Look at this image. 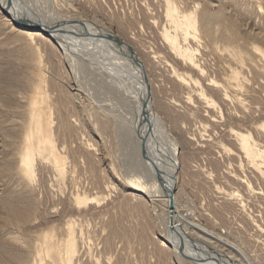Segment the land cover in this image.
<instances>
[{"label": "rangeland", "instance_id": "1", "mask_svg": "<svg viewBox=\"0 0 264 264\" xmlns=\"http://www.w3.org/2000/svg\"><path fill=\"white\" fill-rule=\"evenodd\" d=\"M21 1L10 5L130 47L177 144L174 205L187 240L264 264V0ZM167 8L195 24L178 43L196 50L201 72L171 51ZM10 21L1 11L0 264H56L69 238L72 264H201L204 255L171 239L165 199L129 185L160 160L137 129L127 75L99 53L62 52ZM33 109L44 113L38 136L52 148L41 157L27 142ZM247 139L252 156L241 147Z\"/></svg>", "mask_w": 264, "mask_h": 264}, {"label": "bare ground", "instance_id": "2", "mask_svg": "<svg viewBox=\"0 0 264 264\" xmlns=\"http://www.w3.org/2000/svg\"><path fill=\"white\" fill-rule=\"evenodd\" d=\"M19 3L20 2H18V4L11 3V5H10V2L8 0H0V12L2 11L3 14H5L9 18V21H10V19H12L14 21V23H16V25H18V26L23 25V24H21L20 21H18V19H20V18H26L28 20H31V22H34V24H41V25H45L46 27H50V28H52L54 26L52 23H45L46 21L44 22L42 19H39V17L36 14H35L36 16L33 15V13H32L33 10L31 11L28 8L26 3H22L21 6L19 5ZM12 4H14V5H12ZM166 16L169 18V21L172 23V27H173L174 33H175L173 35H169L167 33L164 34V37L167 40L171 51L174 52V54L176 56H178L185 65H188L191 68L197 69L198 66H197L195 59H194V55H195L196 50H191L190 48L183 46L180 43H178V36H181L182 39H186L187 36L194 35L193 30L195 28V24L187 21L186 19H179L178 16L176 15V13L174 11L170 10L169 8H167V10H166ZM26 26L29 28V29H27L28 34H36L38 36L45 37V38L47 37L48 40H55V42L57 44L58 43L63 44V45L59 46V48L61 47L62 52L63 51L65 52V50L70 49V47H73L77 51L79 50V48L80 49L85 48V51L87 49V51L94 52L95 54L96 53L101 54L102 57L105 58L106 61L107 60L109 61V64L112 62V64L114 65V68L117 67V68L121 69L122 72H124L127 75L129 80L134 84V86L136 88V93H138L137 95L136 94L133 95L134 100H132L130 98L131 99L130 103H132L135 107L134 108L135 110L132 109V107H131V111L132 110L135 111L134 113H135L137 118L132 116L133 111H132L131 117L132 118L134 117L136 119V121H138L139 124H138L137 129H140V131L143 134L146 130V124L145 123L147 122V120L149 118L152 129H151V135H150L151 137L150 136L148 137V141H149V143H151L153 145V147L151 148V149H153V153H151L152 151H150L149 153H151V154H149V155L152 157V155L154 154L153 156L156 155V157H159V158H157V160L158 159L160 160L158 162L159 164H155L156 167H157V165H158V167L156 168L154 166L153 171H151L152 169L149 170L150 168L148 169L147 165H146V168L149 171L145 170L144 171L145 173L142 175H139V177H137V179H133V180L129 179L128 180V181H130L129 185H131L134 190L142 191L145 194H149V196L151 195L154 197L155 196L162 197L166 201L165 206L170 207L171 201H169V198H168V190L171 187L175 188V181H177V180H175V175H176L175 172L178 169V163H177L178 161H177V155H176L177 154V144L174 141L172 134L170 133V135H169V132L167 131L166 126H165L166 124L164 123V120L161 119V117L157 113V111H156L157 109L154 108L153 99L151 97V92L149 91L150 88H148L149 85L147 84L148 83L147 74L144 71V67L141 66L142 67V69H141L136 64V62L134 61V57L132 55H130L129 52L126 51V50H128V46L124 45L123 42H121L122 43L121 45H118L117 44L118 39L116 37H109V36H107L108 34L106 35L107 38L106 37L101 38L102 36L100 37V35H99L100 38H94V37H92V36H95L93 34H92V36L89 34L91 37H87L84 32H80L79 30H75L74 28L71 30L70 27H72V26H70V27L67 26L68 28L66 26H64V28H61V26L58 27V25H57V28L54 29L56 31H54V32L51 31L50 33H48V35L43 30L42 31L30 30V27H32L31 24H26ZM70 36H73L74 38H71V40H70V38H69ZM71 44H73L74 46H72ZM91 50H93V51H91ZM134 56L137 59H139V61H140V58H138L135 54H134ZM140 63H141V61H140ZM199 68H198V70L201 72V70ZM109 69L111 70L113 68H109ZM116 70H118V69H116ZM172 86H173L172 88H174V89L176 88L175 84H173ZM128 88H129V86L127 87V89ZM127 89H126V91H127ZM167 91H172V90L169 89ZM148 95H149V100L147 97ZM35 103L33 106H35ZM168 103L170 105L171 103H173V101H170V102L168 101ZM33 106L31 107V109L33 108ZM37 109L36 110L33 109L30 113L32 122H36V123L34 124L35 126H33L31 131L29 132L30 134H29L28 139L26 138L27 142L29 144H31V143L33 144L32 146H30L31 147V153L33 152L32 153L33 157L36 154H37V156L41 157L43 152H45L47 150L49 153L52 152V150H51L52 148L49 149V147H47V143H46L47 138L45 141L42 138V136L41 137L38 136V134L42 133V129L44 128L41 125V120L44 117V113L42 110L41 111L39 110V112H36ZM167 109L169 110V108H167ZM127 110H130V109H127ZM169 111H171V110H169ZM125 112L127 115V111H125ZM129 113H131V112H129ZM128 117H130V116L128 115ZM128 117H126V118H128ZM132 118H130V119H132ZM127 120L129 123V119H127ZM132 120H131V122H132ZM131 125H132V123L129 126H131ZM136 126H132L131 128L136 127ZM133 129H136V128H133ZM44 130H45V128H44ZM136 130H134V132ZM45 131H43V132H45ZM141 132H138L139 135ZM143 134H142V136H144ZM139 135L138 134L136 135V132H135V135L133 134V138H134V136L136 137ZM142 136H140V137H142ZM37 137L41 138L40 141H45L46 145L43 142L44 146L43 147L40 146V144L37 140ZM140 137H139V139H140ZM247 141H248V139H247ZM247 141L244 142L243 145H241V147L244 149L246 154H248V156H252L255 153V151L251 147L252 145L249 144L250 142L249 141L247 142ZM146 143H148V142H143V146H145ZM25 147H27V146H25ZM24 150H25V152H27V149L24 148L23 152H24ZM157 150H160V151L157 152ZM146 151H149V150H146ZM54 153H52V156ZM25 154L27 155L28 153H25ZM25 154L23 155V157L21 156L20 162L22 161V163L25 164V161L26 162L28 161L27 164H29V159L27 157H25ZM145 157H147V156H145ZM54 158H56V156ZM26 159H28V160H26ZM146 159H148V158H146ZM144 161H145V159H144ZM55 162L57 163V160ZM55 162H53L55 165L54 167H56L58 164V163L56 164ZM156 163H157V161H156ZM30 164H31V162H30ZM142 164H144V163H142ZM151 166L153 167V165H151ZM24 172H25V170H24ZM142 176H143V178H142ZM135 178H136V176H135ZM174 193H175V191H174ZM174 193H173V198H172L173 212H172V215H170V216L167 215L168 217H166L169 219V220L166 219V224L172 223L174 225L173 227L176 230L172 233L170 232V236L172 237V238L171 237L170 238L172 240L175 239V240H177V242H179V239L173 237L174 233H176V236L179 235L185 241V244H186V249H185V247L184 248L182 247L183 249H185V251L184 250L183 251L186 253L188 252V254H191V253L193 254V252L195 253V255L201 254V255H204L203 257L213 258L212 260H214V262L218 261V263H221V264H242V262H239L237 259L233 260L232 258L230 259L229 256L227 257V256H224L223 254L213 253V252L209 251L208 248H206V247L204 248V246L201 247V245H199L198 243H197L198 245H196L195 241L187 240L186 235L183 233L184 231L182 229V226H181V224L178 223L179 220L177 219V216L175 214L177 210H175V205H174V202H175V194ZM171 220H173V222H170ZM182 248H181V250H182ZM176 250H177V248H176ZM74 253H75V243L71 238H69V240L67 241V243L64 246L63 256L62 255L59 256V261L56 264H72V259H73ZM215 256H217L218 258ZM189 258H191V257H189Z\"/></svg>", "mask_w": 264, "mask_h": 264}, {"label": "water", "instance_id": "3", "mask_svg": "<svg viewBox=\"0 0 264 264\" xmlns=\"http://www.w3.org/2000/svg\"><path fill=\"white\" fill-rule=\"evenodd\" d=\"M9 2H10V0H9ZM18 21H20L21 22V24H23L22 26H17V27H19L20 29H29L27 26H26V24H31L32 25V27H30V30H33V31H45V33L48 35V33H50L51 31H56V30H54L55 28H57V25H54L52 28H50V27H46L45 25H41V24H34V22H31V20H28V19H26V18H20V19H18ZM117 44L118 45H121L122 43L120 42V41H117ZM128 52H129V54L130 55H132L133 57H134V61L136 62V64L142 69V67H141V63H140V61H139V59H137L135 56H134V53L132 52V50L130 49V47H128ZM148 97V100H149V95L147 96ZM146 124V130H145V132H144V136H143V141H145V140H147L148 139V137L151 135V123H150V120H149V118H148V120H147V122L145 123ZM151 137V136H150ZM156 150V149H155ZM158 151H160V150H157V152ZM173 193H174V188L173 187H171V188H169V190H168V198H169V201H171L170 202V207H169V209H170V215H172V212H173V206H172V198H173ZM168 230L172 233V232H174L175 231V228L173 227V224L171 223V224H169V226H168ZM179 244H180V248H182V245H186L185 244V241L179 236ZM201 259H198L200 262H205V261H213L214 262V260H212L213 258H208V257H200ZM215 263H218V261L216 262L215 261ZM218 264H221V263H218Z\"/></svg>", "mask_w": 264, "mask_h": 264}]
</instances>
